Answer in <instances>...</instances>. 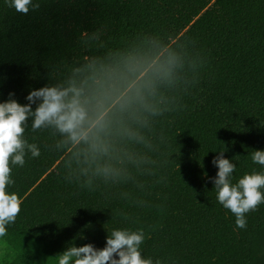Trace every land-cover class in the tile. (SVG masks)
Wrapping results in <instances>:
<instances>
[{
	"label": "trees",
	"instance_id": "1",
	"mask_svg": "<svg viewBox=\"0 0 264 264\" xmlns=\"http://www.w3.org/2000/svg\"><path fill=\"white\" fill-rule=\"evenodd\" d=\"M10 2L0 102L54 85L85 117L78 140L25 125L40 155L10 162L22 204L0 237L9 264H58L114 229L143 230L153 264H264V203L239 228L210 179L221 151L233 184L264 172L251 159L264 150V0H33L27 14Z\"/></svg>",
	"mask_w": 264,
	"mask_h": 264
},
{
	"label": "clouds",
	"instance_id": "2",
	"mask_svg": "<svg viewBox=\"0 0 264 264\" xmlns=\"http://www.w3.org/2000/svg\"><path fill=\"white\" fill-rule=\"evenodd\" d=\"M10 7L27 14L30 8L38 9L40 4L33 3V0H11ZM14 96L15 93L11 92L7 100L0 102V237L7 235L6 225L15 223L22 204L17 193L10 194L6 190L9 184L14 183L10 162L22 167L26 151L33 157L40 155L37 145L28 143L24 137L29 119L34 132L55 126L61 133L78 140L77 129L85 117L79 102L74 98L68 99V90L54 85L31 90L26 104H21ZM251 159L264 165V150L256 149ZM212 164L218 168L216 176L210 178L218 202L235 215L237 227H246L245 213L255 211L264 203V192L261 191L264 189V172L245 174L233 184L230 177L236 165L224 156L223 151L213 158ZM144 239L143 230L114 229L107 236L105 247L98 249L91 243L70 246L59 254L58 264H153L150 258L142 256L140 249Z\"/></svg>",
	"mask_w": 264,
	"mask_h": 264
},
{
	"label": "rangeland",
	"instance_id": "3",
	"mask_svg": "<svg viewBox=\"0 0 264 264\" xmlns=\"http://www.w3.org/2000/svg\"><path fill=\"white\" fill-rule=\"evenodd\" d=\"M11 260V251L4 240L0 238V264H9Z\"/></svg>",
	"mask_w": 264,
	"mask_h": 264
}]
</instances>
